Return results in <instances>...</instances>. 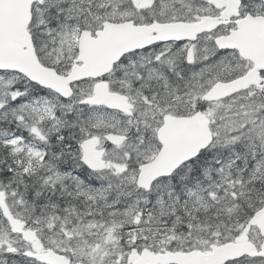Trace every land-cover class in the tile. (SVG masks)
I'll use <instances>...</instances> for the list:
<instances>
[{
    "label": "snow or ice",
    "instance_id": "snow-or-ice-1",
    "mask_svg": "<svg viewBox=\"0 0 264 264\" xmlns=\"http://www.w3.org/2000/svg\"><path fill=\"white\" fill-rule=\"evenodd\" d=\"M0 264H264V0H0Z\"/></svg>",
    "mask_w": 264,
    "mask_h": 264
}]
</instances>
